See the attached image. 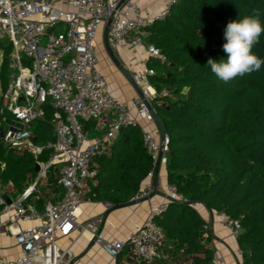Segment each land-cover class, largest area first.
<instances>
[{"label":"trees","instance_id":"obj_1","mask_svg":"<svg viewBox=\"0 0 264 264\" xmlns=\"http://www.w3.org/2000/svg\"><path fill=\"white\" fill-rule=\"evenodd\" d=\"M257 12L264 25V0H178L164 19L145 28V42L164 59H148L146 66L154 70L150 84L158 96L152 104L169 140L168 185L189 202L240 222L236 240L243 264H264V65L224 83L207 61L227 59L222 45L229 21ZM252 51L264 59V33ZM11 52L9 39L0 37V179L21 195L36 181V163L47 161L51 151L35 158L26 149L4 144L14 122L1 100L9 83ZM44 110V118L32 127L34 145L56 141L49 101ZM82 128L90 136L98 134L93 122H82ZM143 136L132 123L121 129L107 154L92 161L95 174L86 192L90 201L116 206L141 192L154 168ZM34 194L27 202L43 213L46 203ZM156 222L165 241L192 264H212L210 237L204 241L206 222L197 210L171 201Z\"/></svg>","mask_w":264,"mask_h":264},{"label":"built area","instance_id":"obj_2","mask_svg":"<svg viewBox=\"0 0 264 264\" xmlns=\"http://www.w3.org/2000/svg\"><path fill=\"white\" fill-rule=\"evenodd\" d=\"M178 0H171V5ZM166 14L147 17L133 0H0V37L11 42L9 83L1 93L3 108L14 116L15 125L8 127L4 144L26 149L37 158L43 151H51L47 161L37 162L40 170L34 185H30L18 201L7 205L4 185L0 179V207L11 216L15 211L25 219L39 216L33 206L26 216L24 203L34 192L35 186L48 176L49 171L60 165L59 185L63 189L58 202H48L40 225L21 231L17 243L21 247L14 262L0 264H78L69 249L61 250L58 242L69 237L79 226L77 211L88 190V181L95 171L92 161L109 152L122 128L137 120L155 124L149 111L158 96L150 84L154 70L145 66L130 74L141 89L144 100L136 97L128 103L108 91L106 76L99 67L97 40L104 27L110 23L109 39L112 49L128 50L144 47L148 58L164 63L158 48L145 42L155 21ZM163 95L167 94L164 90ZM50 102L55 111L53 126L56 141L34 145L33 125L44 118V106ZM82 122L95 123L96 136H90L82 128ZM137 124V123H135ZM159 129L146 132L144 147L150 155L154 168L147 180L152 181L162 155L169 154L166 136ZM152 192V184L133 200H146ZM168 200L152 206L149 217L137 224L125 239L105 241L98 233L101 217L89 223L91 240L100 245L112 258L125 249L132 257L144 264H153L160 258V250L166 240L156 218L162 216L171 201H177L197 209L175 186H168ZM108 207L112 205L108 204ZM222 216V224L235 237L242 231L238 220ZM3 225L0 224V230ZM205 238L210 225L204 226ZM242 260V251L238 249ZM212 264H222L214 258Z\"/></svg>","mask_w":264,"mask_h":264},{"label":"crops","instance_id":"obj_3","mask_svg":"<svg viewBox=\"0 0 264 264\" xmlns=\"http://www.w3.org/2000/svg\"><path fill=\"white\" fill-rule=\"evenodd\" d=\"M138 3L147 17L164 15L171 6V0H133ZM116 58L131 73L133 70L143 69L148 62V55L144 47L128 50H115ZM97 56L99 67L106 76L108 91L118 99L125 102H132L136 97L135 91L123 77L116 65L109 58L103 43V31L97 40ZM134 124L140 127L143 133L154 132L158 128L155 124L147 121L137 120L136 113H133ZM161 142V136L158 137ZM167 163L168 156L162 155L155 175L152 181L146 180L141 188V192L146 190L149 184H152V192L146 200L137 202L134 206L120 210L111 211L106 203H97L90 201L86 195L83 196V202L77 211L78 227L67 237L60 239L58 245L61 250L69 249L78 264H144L136 261L129 249H125L116 258L110 257L104 249L96 242L91 240L92 230L89 223L95 218L101 217L102 224L98 228V233L105 241L113 242L126 238L133 231L137 224L143 223L150 214L152 206L166 202L168 196L167 181ZM60 165L53 167L45 180L36 185L33 194L35 199L41 198L47 204L48 202H58L63 195V189L59 185ZM35 182H32L34 185ZM4 195L7 199L16 202L20 195L12 188V185L4 186ZM32 206L27 201L24 203L26 216L30 213L28 207ZM37 217L25 219L13 211L11 216L6 215L0 207V224L3 225L0 230V259L4 262H14L18 259L21 247L17 243V235L21 231L40 225L45 219L43 213H40L36 206ZM113 207V206H112ZM206 224L210 225L209 247L214 252V258L220 260L222 264H243L238 257V244L236 237L222 224V216L207 209L199 204L196 209ZM204 241L208 240L205 238ZM160 258L153 264H192L188 256L183 255V251H178L174 244L165 241L161 250Z\"/></svg>","mask_w":264,"mask_h":264},{"label":"clouds","instance_id":"obj_4","mask_svg":"<svg viewBox=\"0 0 264 264\" xmlns=\"http://www.w3.org/2000/svg\"><path fill=\"white\" fill-rule=\"evenodd\" d=\"M262 33L264 25L258 12L229 21L224 30L226 42L222 45L227 59L217 62L209 58L207 61L216 77L224 83H229L238 76L259 71L264 65V59L254 54L252 49L259 42Z\"/></svg>","mask_w":264,"mask_h":264},{"label":"water","instance_id":"obj_5","mask_svg":"<svg viewBox=\"0 0 264 264\" xmlns=\"http://www.w3.org/2000/svg\"><path fill=\"white\" fill-rule=\"evenodd\" d=\"M109 32H110V23H108L104 29H103V43H104V48L109 56V58L111 59V61L116 65L117 69L121 72V74L123 75V77L126 79V81L129 83V85L132 87V89L135 91L136 95L138 97H140L141 99L144 100V96L142 94L141 89L136 85V83L134 82L130 72L126 69V67L116 58L115 56V52L112 49L111 45H110V39H109ZM149 111L150 114L152 115L155 125L156 127L159 129L160 133H161V139L164 140L166 138V133L163 129V125L161 122V119L159 118V116L157 115L156 111L149 106ZM40 167L38 165V163H36L35 168H34V172L36 174L39 173ZM4 200L6 201L7 205H11L12 201L7 199V196L4 195L3 196ZM193 203V202H191ZM135 204H137L136 200H132L130 202L127 203H123V204H119L116 206L111 207V211L113 210H120V209H124L127 207H131L134 206Z\"/></svg>","mask_w":264,"mask_h":264},{"label":"rangeland","instance_id":"obj_6","mask_svg":"<svg viewBox=\"0 0 264 264\" xmlns=\"http://www.w3.org/2000/svg\"><path fill=\"white\" fill-rule=\"evenodd\" d=\"M0 63H1V58H0ZM11 125L13 126V125H15V123L13 122Z\"/></svg>","mask_w":264,"mask_h":264}]
</instances>
